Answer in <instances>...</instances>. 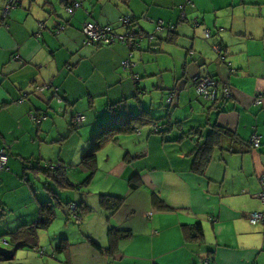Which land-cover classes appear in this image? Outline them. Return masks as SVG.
I'll return each instance as SVG.
<instances>
[{
    "label": "crops",
    "instance_id": "crops-1",
    "mask_svg": "<svg viewBox=\"0 0 264 264\" xmlns=\"http://www.w3.org/2000/svg\"><path fill=\"white\" fill-rule=\"evenodd\" d=\"M78 1L81 6L72 15L62 0H22L3 16L4 0H0V151L8 153L7 170L0 172V235L36 222L39 204L52 200L46 187L40 196L49 199L43 200L24 184L32 172L24 170L25 160L61 163L70 183H81L87 175L80 165L81 153L108 118V106L122 102L129 113L149 109L161 129L167 130L152 136V129L148 133L138 129L105 145L102 149L112 144L118 148L107 150L108 177L105 187L96 191L100 149L88 185L79 190L55 189L63 203L54 208L50 226L37 231L32 250L42 256L39 232L52 227L58 210L68 216L64 203L84 201L92 210L82 217L81 238L71 241L63 233L58 237L59 243L65 239L63 250L56 252L63 255V264H264V222L251 224L247 218L250 212L264 211V202L257 197L264 177V0ZM123 15L144 33H153L157 20L175 26V39H167L171 34L166 29L155 32L154 48L149 50L146 41L141 42L131 58L135 64L126 69L121 66L129 58L124 45L82 44L80 29L86 21L121 33ZM58 27L62 29L53 33ZM203 30L209 32L208 38ZM52 35L57 37L54 44ZM215 44L221 47L223 61L212 50ZM203 68L217 80H227L229 98L214 105L196 96L192 77ZM46 84L57 88L60 107L52 105L48 91L33 89ZM169 93L171 114L164 105ZM83 100L87 108H76ZM65 107L71 109L69 122L81 111L82 125L87 127L84 134H89L83 149L76 148L82 174L77 180L68 175L76 164L70 158L61 157L60 150L54 157L41 151L43 145L60 148L59 143L71 136L57 132L56 123L49 120L65 112ZM37 112L47 115L40 124L29 117ZM213 125L232 136L222 137L204 171L195 173L194 150L204 138L197 143L188 133L201 131L205 136ZM255 135L260 145L251 149ZM125 137L138 150L123 147ZM140 138L144 139L138 143ZM111 152L118 157L108 162ZM19 190L27 202L23 200L15 211L12 206ZM100 194L123 197V204L114 213L102 211ZM153 196L159 197L160 207L153 204ZM197 222L202 237L185 240L182 226ZM109 229L126 230L129 235L110 246ZM7 248L12 249V244Z\"/></svg>",
    "mask_w": 264,
    "mask_h": 264
},
{
    "label": "trees",
    "instance_id": "trees-1",
    "mask_svg": "<svg viewBox=\"0 0 264 264\" xmlns=\"http://www.w3.org/2000/svg\"><path fill=\"white\" fill-rule=\"evenodd\" d=\"M74 10L72 11V13L70 15L73 14ZM125 16L126 15H123L122 17H125ZM126 17H128V19H129L128 24H123L122 20L120 19V28L123 29V32H121V33L116 32L115 29L112 28L111 26L101 25L98 23H97V25L100 27L108 26L113 33L118 34V35L125 34L127 31H130L131 29L135 30V34L133 36L134 37L133 45L127 44L126 41H124V40L123 41L115 40L114 42H112L110 44H98L95 42H92L93 44H85V38H84V45L93 46V47L110 46V45H114V44L124 45L127 48L128 55H129L128 56L129 58L127 59L129 62V66L126 68H129L135 64V62L132 61L131 58H132L134 51L139 47V44L141 42L146 41L149 50L154 48V46L156 44L155 32H159L162 29H166L168 31V33L171 34V35H168L169 37L167 39L169 41H171V39H172V41L175 39L174 35H172L175 26H169L168 24L166 26L163 23H161V28L159 30H157L158 22L161 21V20H157L155 22V31L153 33H144V32L137 30L136 24H134V21L131 17H129V16H126ZM80 31H81V29H80ZM208 37H209V32H208ZM208 37H205V38H208ZM216 45H218V44L211 46L212 50L215 53H216V51L214 50L213 47ZM220 50H221V47H220ZM121 66H122V64H121ZM122 68H123V66H122ZM126 68H123V69H126ZM194 77H195V75L192 78H194ZM133 79L135 81H137L138 76H134ZM52 88H54V86L53 87L49 86L48 88L43 89V91L44 90L48 91L49 95H50L52 92ZM40 92H42V91H40ZM57 94H58V92H57ZM195 94H196V90H195ZM171 95H172V93H169L166 96V100L164 102L165 107L168 109L170 108V106H169L170 104L167 103V100ZM196 96H197V94H196ZM50 98L52 100L54 99V101L56 103H60V104L62 103V100H60L61 102H57L55 98H52V97H50ZM198 98L204 99L200 96ZM121 103L122 102L108 106V111H109L108 118L103 123H101L99 125L96 132L91 136L87 148L81 153L80 165L82 167H84L87 171V175L85 176V178L83 179V181L81 183L76 184V185L71 184L70 181L68 180L67 176H66V173H65L67 167L61 163H55L54 164L51 162H45V163L39 164L38 161L31 163L30 160H25L24 170L30 169L32 172H37V174L40 173L46 179H48L49 182L52 184L53 188L50 186H45L46 190L48 191V194H50V197L52 198V200L39 204V208H38L39 217H38V220L36 222H33L31 225H20L14 231H11V232L9 231V232L5 233L4 235H0V239H2L4 237L9 238V240H5V241L7 242V245L9 243L12 244L13 248L12 249L7 248V249L10 250V253H11V255H13V257L15 255V251L19 248L36 247L35 245H36V239H37V231L40 229H47L50 226V224L53 221L54 216H55L54 208L59 207L60 204L63 203V202H61L58 194L55 192V189L79 190V188H81V187L83 188L89 184V182L91 181V179H92V177L96 171V168H97V153L99 152L100 149H102L105 145H108L109 143L115 142L118 139V136L126 135V134H132V133L136 132L138 129H140L141 127L146 126V125L152 126V132L153 133L154 132L164 133L167 130V128L161 129V126L158 123H156L155 118L151 115L149 109L141 108L138 113L133 114V113L127 112L125 110L124 106L121 105ZM215 104L216 103H214V105ZM44 115L47 117L46 113H44ZM75 115L76 114L72 115L71 121L69 124L71 129L74 131L77 130L79 128V126L84 121V119H83V121H81L79 123L78 122L74 123L73 119H74ZM79 115H81V114H79ZM81 116H83V115H81ZM195 130L197 132L199 131L197 129H195ZM193 133H196V132H189L188 135L192 134L191 136H195L192 138H196L197 143L198 142L200 143V140L202 138H204L203 142L196 146V148L194 150L195 155L193 157L192 164H191V170L195 173L201 174L211 159L212 150L216 146L219 145L220 139L224 136H232V135L230 134V132L228 130L223 129V128L218 127V126H215V125H213L211 127V129H209L207 131L205 136H203V133L201 131L199 133H197L196 135ZM249 145H250L251 149H254L251 146V142H249ZM70 167H72V166H70ZM6 170H7V164L2 170H0V172L6 171ZM131 180H133V179H131ZM131 180L129 181V186L131 189H134L135 184ZM123 201H124L123 197L113 196V195H108V194H100L99 195L100 209L102 211H107L109 213H114L116 210H118L121 207V205L123 204ZM152 202L156 207L161 206L160 205V199L158 196H153ZM84 203H85L84 201H82V202L74 201V202H68L66 204L64 203V206L67 209L68 216L70 218H72L74 224H76L78 226L80 225V223L82 221V217L86 213H88L92 210L91 208L86 206ZM70 204L75 205L74 210L69 209ZM250 213H252V212H250ZM247 218H248V216H247ZM182 231H183V236H184L185 240H194V239H198V238L200 239L202 237V226L198 222L194 223V224L182 226ZM107 235H108V239L110 241V246H113L117 240L126 238L129 235V232L126 230L109 229ZM64 240H61L60 243L55 247V252H59V251L63 250V248L65 246ZM38 251H40V250H38ZM43 254H44V251H42V256H43ZM0 258L2 259L1 256H0Z\"/></svg>",
    "mask_w": 264,
    "mask_h": 264
},
{
    "label": "rangeland",
    "instance_id": "rangeland-1",
    "mask_svg": "<svg viewBox=\"0 0 264 264\" xmlns=\"http://www.w3.org/2000/svg\"><path fill=\"white\" fill-rule=\"evenodd\" d=\"M57 29L53 30V33L57 32ZM51 33V31H49ZM203 35H204V31H203ZM83 36V35H81ZM53 44L54 42H57V37L53 36ZM82 44L84 45V36L82 38ZM85 46V45H84ZM215 53V52H214ZM216 54V53H215ZM217 55V54H216ZM218 56V55H217ZM47 85V84H46ZM54 100V99H53ZM53 106H58L60 107L56 102L53 101L52 103ZM80 107L81 109L87 108V102L85 100L81 101V103L76 107L78 108ZM75 108V109H76ZM168 109V108H167ZM74 110V109H73ZM70 107H65V112L63 113H59L57 112L56 114H54L53 116L51 115V121L53 120L56 124V130L57 132L59 131V133L63 134V135H67L69 132H71V136L67 139L64 140L63 142L59 143L60 144V148L59 147H54L49 145H43L42 146V153L44 155H49V154H45L48 153V151L50 152V157H54L57 156L58 151H61V157L63 158H70V162L72 163H76L73 164V166L68 170V175H71V178L77 180V178L79 177V175L82 176L81 174V168L78 164L79 161V151L83 149V147L87 144V139L89 137V134H84V130L87 129V127H85L84 125H80L79 128L77 130H72L70 127V122H69V114H70ZM75 111V110H74ZM168 112L171 114L173 112V110H168ZM77 114H82L81 111L77 110L76 112ZM50 126V125H49ZM142 131H147V133L149 132V130L152 129V126L146 125L140 128ZM160 136L161 134H156V133H152V136ZM123 138V137H121ZM120 138V140H121ZM127 139V141H125ZM144 139V138H143ZM143 139H139L137 142L141 143ZM122 146L125 148H128L129 150H138V146L135 147L134 145H132L131 142V138L130 137H125L124 140H122ZM121 145V144H120ZM117 145H110L109 147H107L106 149H102L103 152L100 153L98 155V171L96 172V178H95V186H96V191L98 189H102L105 187V183L108 177V174H106V170H107V160H106V156L109 153H106L107 150H116ZM76 148L80 149L77 150ZM118 148V147H117ZM117 150H122V148H119ZM37 153V152H36ZM75 154V156H74ZM110 159L108 162H112L113 159H116L118 156L117 154L111 152L109 155ZM115 157V158H114ZM55 159V158H53ZM45 163V162H43ZM27 179H28V183H24L27 186H31L32 190L35 192V194H37L36 196L39 199H49V196L45 195V197L41 198L40 194H42L43 188L45 187V185L43 184V181H46L47 185L46 186H50L53 188L52 184L47 181L43 175H35L33 172H29L27 175ZM37 177H40L41 179L38 180L36 179ZM23 180L26 179V176H24L22 178ZM81 181V180H80ZM33 185H36L38 187V191L36 192V188H34ZM120 189V187H118ZM45 192V191H44ZM30 194V192H29ZM34 194V193H33ZM69 194V193H68ZM27 202V197L26 194L24 193V191L19 190L17 197L15 199V203L12 206L13 209L15 211H18L19 208L22 205L23 200ZM3 213V211L0 212V215ZM57 219L55 220V222L53 223L52 227L49 230H45V231H41L39 232V239L42 241L41 243L39 242V245L41 246V249H44V254L43 256H40L37 252L33 251L32 248H19L15 251V255L14 258L12 260H3L0 261V264H63L64 258L63 255L58 254L55 252V247L58 245L59 243V238L61 237V234L63 233V235H65L67 238H69L71 241H77V239L81 238V226L74 224L72 218H69L67 215H64L63 212L61 210L57 211ZM150 213H147L146 216L150 217ZM66 226V227H64ZM66 229V230H64ZM3 240H6V238H2L0 239V247L1 248H6L7 249V244H5L3 242Z\"/></svg>",
    "mask_w": 264,
    "mask_h": 264
},
{
    "label": "built area",
    "instance_id": "built-area-1",
    "mask_svg": "<svg viewBox=\"0 0 264 264\" xmlns=\"http://www.w3.org/2000/svg\"><path fill=\"white\" fill-rule=\"evenodd\" d=\"M22 0H4V5L2 8V15L5 16L11 9L15 8L21 3ZM65 2V11L68 14H71L72 11L78 7L81 6V3L78 0H62ZM123 24H128L129 19L128 17H122L121 18ZM161 21L158 22L157 30L161 28ZM62 28L59 27L57 29V32L61 30ZM81 33L85 38V44H93L92 42L98 43V44H110L114 42L115 40H121L126 41L127 44L133 45L134 40V34L135 30L131 29L130 31H127L125 34L118 35L113 33L108 26L100 27L95 22H85L81 27ZM204 36L208 37L207 30H204ZM216 51L218 58L223 61V54L220 50V47L218 45L213 47ZM123 68H126L129 66L128 60L122 62ZM192 81L195 86L196 94L199 97H202L204 99L210 100L211 102L215 103L219 99L229 98L230 97V91L228 87L227 80H217L216 78L212 77L209 74L202 75L201 73H198L195 75L194 78H192ZM48 85H35L33 87L34 91H42L45 88H48ZM52 98H55L57 102H61L58 95H57V88H52V92L50 94ZM172 95L168 98L167 103H171ZM30 120L33 121L35 124H40L46 119V116L41 113H30L29 114ZM84 117L81 115H75L73 121L74 123H79L83 121ZM252 148L256 149L260 145V137L255 135L250 140ZM8 161V154L6 150L0 151V170H2ZM257 197L264 202V177L260 179V192L257 194ZM70 210L75 209L74 204L69 205ZM248 220L251 224L257 223V222H264V212H252L248 214ZM5 244L7 242L3 240ZM40 254H42V251H39ZM207 262V261H205Z\"/></svg>",
    "mask_w": 264,
    "mask_h": 264
},
{
    "label": "water",
    "instance_id": "water-1",
    "mask_svg": "<svg viewBox=\"0 0 264 264\" xmlns=\"http://www.w3.org/2000/svg\"><path fill=\"white\" fill-rule=\"evenodd\" d=\"M193 26V25H192ZM202 75L207 74L206 68H203L200 72ZM210 75V74H209ZM38 179V178H37ZM0 256L4 258L5 260H11L13 258V255H11L10 250L6 248L0 247Z\"/></svg>",
    "mask_w": 264,
    "mask_h": 264
}]
</instances>
